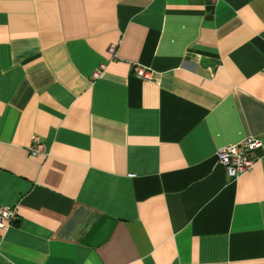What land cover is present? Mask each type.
<instances>
[{"label":"crops","instance_id":"0c3cea01","mask_svg":"<svg viewBox=\"0 0 264 264\" xmlns=\"http://www.w3.org/2000/svg\"><path fill=\"white\" fill-rule=\"evenodd\" d=\"M0 206V264H264V0H0Z\"/></svg>","mask_w":264,"mask_h":264},{"label":"built area","instance_id":"2783aa9c","mask_svg":"<svg viewBox=\"0 0 264 264\" xmlns=\"http://www.w3.org/2000/svg\"><path fill=\"white\" fill-rule=\"evenodd\" d=\"M210 3H216L218 0H207ZM115 45L108 47V52L113 56ZM104 66L100 65L98 69L91 73L90 79H97L99 72ZM135 77L140 80L148 81L152 78V73L137 65H132ZM259 141L255 138H245L239 143L231 146L222 147L215 152V161L225 171L226 175L235 179L237 176L249 171L256 161L258 155L256 150L259 147ZM27 152L30 156L45 155L44 144L35 136L31 137ZM17 220L15 207L0 206V231L6 230L12 223Z\"/></svg>","mask_w":264,"mask_h":264},{"label":"water","instance_id":"95a60500","mask_svg":"<svg viewBox=\"0 0 264 264\" xmlns=\"http://www.w3.org/2000/svg\"><path fill=\"white\" fill-rule=\"evenodd\" d=\"M201 63H204V64H211V62L208 60V59H201Z\"/></svg>","mask_w":264,"mask_h":264}]
</instances>
